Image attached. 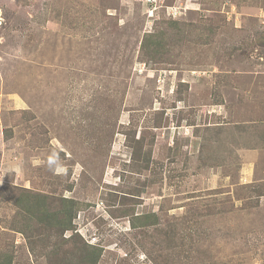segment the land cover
<instances>
[{"label": "rangeland", "instance_id": "rangeland-1", "mask_svg": "<svg viewBox=\"0 0 264 264\" xmlns=\"http://www.w3.org/2000/svg\"><path fill=\"white\" fill-rule=\"evenodd\" d=\"M25 190L97 264H264V0H0V259L78 264Z\"/></svg>", "mask_w": 264, "mask_h": 264}, {"label": "trees", "instance_id": "trees-1", "mask_svg": "<svg viewBox=\"0 0 264 264\" xmlns=\"http://www.w3.org/2000/svg\"><path fill=\"white\" fill-rule=\"evenodd\" d=\"M168 24H170V27L172 28H176L178 25L177 21H171ZM178 29L179 28L177 27V30ZM166 37L167 30H159L154 33L146 34L143 37L142 45L140 48V58L142 60L141 62L145 64H147V62H150L151 60L156 62L158 60V57H156V55H165L166 52L164 53V51L167 48V45L165 44ZM164 62H166V60ZM161 115L163 116L164 113H161ZM126 139V142H129L131 140L130 136H126ZM135 156L136 151L133 150V152L131 153L133 162ZM148 168L149 163L147 162L145 169ZM64 202L65 204H63L61 209H56L53 207L52 202H49L47 197L34 191L30 192L29 190H25L16 202V206L19 210V212L16 213V216H18L19 219L23 220L37 219L39 220V223H45V221L48 220L49 222L47 223L50 224H45L46 227L59 231V234L62 238L66 232H72V236L69 239L65 240L74 241L73 252H75L78 264H97L101 257L102 251L98 249V247L86 243L82 239V237L77 232H75L76 228L73 224L78 214H76L75 212L77 210L76 206L78 205V203L73 200ZM67 203H72V206ZM53 209H55V212H52ZM134 218V221H131V225L134 228L149 227L157 223L156 215H154V220L151 215L146 217L137 215ZM174 238H176L175 230L173 231V238L170 241L174 242ZM32 243L33 242L30 240V245H32ZM172 246L173 244H170L171 248ZM59 247H61L60 243ZM34 248L35 247L32 246V250H34ZM52 254L53 253L50 252L48 253V256L51 257ZM0 264H13V259H11L10 256L5 257L4 259L2 258L0 259Z\"/></svg>", "mask_w": 264, "mask_h": 264}]
</instances>
